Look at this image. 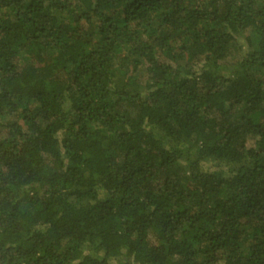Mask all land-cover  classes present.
<instances>
[{
    "label": "trees",
    "instance_id": "obj_1",
    "mask_svg": "<svg viewBox=\"0 0 264 264\" xmlns=\"http://www.w3.org/2000/svg\"><path fill=\"white\" fill-rule=\"evenodd\" d=\"M0 264H264V0H0Z\"/></svg>",
    "mask_w": 264,
    "mask_h": 264
}]
</instances>
